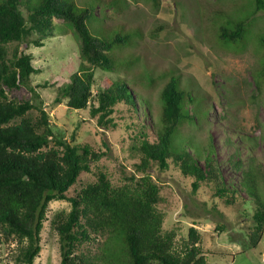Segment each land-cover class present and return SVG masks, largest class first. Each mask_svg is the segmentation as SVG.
<instances>
[{"label": "rangeland", "instance_id": "1", "mask_svg": "<svg viewBox=\"0 0 264 264\" xmlns=\"http://www.w3.org/2000/svg\"><path fill=\"white\" fill-rule=\"evenodd\" d=\"M74 1L81 7H95L87 20L91 34L102 39L114 34L129 37L127 43L116 44L110 51L112 71L95 70L93 92L112 79H124L139 100L136 112L129 105H115L114 125L107 127L98 124V115L93 116L89 108L72 110L64 102L54 105L55 90L41 86L59 78L66 81L77 70L79 38L69 24L56 19L57 34L42 38L41 47L28 46L26 52L33 55L32 64L38 69L31 84L38 87L54 131L71 144H89L104 153L91 171L82 172L68 196L95 181L98 171H105L114 185L135 171L139 161L135 146L143 133L154 140L161 129L160 93L171 75L178 77L180 88L193 94V104L186 102L185 106L195 116L193 124L180 125L174 144L181 147L189 142L193 150L205 149L211 140L212 157L220 164L225 181L237 179L241 170L234 176L230 161L238 159L258 167L264 175V77L259 76L264 66V7L259 8L257 0H97L96 6L94 0ZM20 9L26 16L25 8ZM240 21L244 23L241 39L224 42L218 38L221 24L233 29ZM8 95L30 99L23 88ZM30 114L37 116L38 112ZM149 172L160 186L157 208L164 216L163 229L176 228L177 241L193 226L201 234L207 264H264V233L256 247L248 243L252 202L225 206L207 184L194 194L192 178L183 176L173 164L164 171L153 166ZM261 191L264 194V185ZM69 209L66 200L48 204L41 250L33 264L60 263L58 236L50 221ZM218 225L224 227L222 231L217 232ZM110 244L114 245L110 241L104 245V238L98 236L85 248L95 256L101 257L102 252L111 256ZM15 253V241L0 245V264H16ZM98 262L104 264L102 259ZM113 262L124 264L122 259Z\"/></svg>", "mask_w": 264, "mask_h": 264}, {"label": "trees", "instance_id": "2", "mask_svg": "<svg viewBox=\"0 0 264 264\" xmlns=\"http://www.w3.org/2000/svg\"><path fill=\"white\" fill-rule=\"evenodd\" d=\"M257 2L259 8L264 7V0ZM94 10L78 6L74 0H0V245L15 241L14 262L33 264L41 250L48 204L66 200L69 211L56 213L50 221L58 236L59 264H99L101 259L104 264H116L113 261L119 259L124 264H207L201 234L195 227H188L180 241L176 228L163 229L164 216L157 208L160 186L149 170L156 166L164 171L173 164L183 176L192 178L194 194L207 184L225 206L252 202L248 243L256 247L264 233V175L258 167L238 159L230 161L234 176L241 170L237 179L225 181L220 164L212 157L211 140L205 149L193 150L189 142L181 147L174 144L180 125L185 121L193 124L195 118L185 106L186 102L193 104V94L180 88L177 76L171 75L161 90V129L156 138L150 140L144 132L135 146L139 158L135 171L119 185H114L105 171H98L95 181L68 196L82 172L91 171L104 153L89 144H71L54 131L38 87L31 84L38 69L26 50L29 45L43 46L42 38L59 31L55 20H62L79 38V64L66 81L59 78L43 83L41 87L55 90L52 103L64 102L72 110L89 108L93 116L98 115V124L106 127L113 124L115 105L123 103L130 111H138L139 98L124 79H112L93 92L95 70L112 71L110 51L129 39L128 35L102 39L91 34L87 20ZM243 24L240 21L233 29L221 24L218 38L224 42L241 39ZM261 43L264 46V37ZM259 76L264 77V66ZM22 88L30 93V99L9 97L10 91ZM31 111L38 112L37 116ZM216 228L219 232L224 227ZM98 236L104 238V245L109 241L114 244L107 246L111 256L103 252L101 257L95 256L85 248Z\"/></svg>", "mask_w": 264, "mask_h": 264}]
</instances>
